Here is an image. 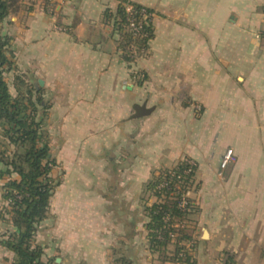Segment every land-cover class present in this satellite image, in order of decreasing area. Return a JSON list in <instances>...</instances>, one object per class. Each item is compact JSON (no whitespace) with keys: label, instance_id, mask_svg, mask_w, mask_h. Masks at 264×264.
Masks as SVG:
<instances>
[{"label":"crops","instance_id":"obj_1","mask_svg":"<svg viewBox=\"0 0 264 264\" xmlns=\"http://www.w3.org/2000/svg\"><path fill=\"white\" fill-rule=\"evenodd\" d=\"M129 1L153 10L134 61L107 17L119 0H19L1 23L66 171L36 242L61 264H113L116 248L135 264H183L150 250L142 197L188 158L199 186L180 243L196 264H264V0ZM4 227L0 216V264H12Z\"/></svg>","mask_w":264,"mask_h":264},{"label":"trees","instance_id":"obj_2","mask_svg":"<svg viewBox=\"0 0 264 264\" xmlns=\"http://www.w3.org/2000/svg\"><path fill=\"white\" fill-rule=\"evenodd\" d=\"M115 13L108 11L107 17L113 21L114 32L118 35V47L124 58L134 61L145 54L149 42L154 36V25L150 21L143 24L142 35L134 36L128 29V13L125 2L136 10V16L141 19L142 4L129 0H119ZM19 0H0V121L6 123L4 132L9 141L23 147V152H16L12 160L5 161L6 168L0 172V177L8 175L3 198L6 202V212H0L1 218L9 222L11 227L4 232L1 242L13 251L15 258L12 264H49L43 260V247L36 242V233L40 223L46 219L50 209V199L57 184H53L51 174L56 159L51 153L48 140L41 132L42 118H37V104H41L42 97L36 99L30 94L27 102L22 97H14L10 91L5 73L13 66V53L10 50L13 36L1 31V23L11 11L18 8ZM148 12L153 10L146 7ZM32 108L33 113L31 112ZM195 165L186 158L172 168H166L155 175L147 183V188L154 191V195L163 198L147 206L146 223L149 247L153 251L166 252L168 244L176 237V247L173 256L164 257L183 264H196L181 240L190 239L185 228H177L175 217L195 210L194 202L188 199L185 210L179 207L182 196L187 191V183L195 177ZM182 183L183 188L176 186ZM180 187V186H179ZM54 264H60L54 262ZM113 264H135L130 256L121 253L118 248L113 250Z\"/></svg>","mask_w":264,"mask_h":264},{"label":"rangeland","instance_id":"obj_3","mask_svg":"<svg viewBox=\"0 0 264 264\" xmlns=\"http://www.w3.org/2000/svg\"><path fill=\"white\" fill-rule=\"evenodd\" d=\"M1 31L4 32L2 30L1 27ZM5 33V32H4ZM10 50L12 51L13 55L14 54V49L11 46ZM5 78L8 82L10 91L12 93V95L14 97H22V99H24L25 102H27L30 94L32 95V97L34 99H36L38 96H40L37 92H36V87L33 84V82H30L28 79H26L24 77V73L19 71V68L17 65H13V67L7 71L5 73ZM37 113L38 116L37 118H42V125H41V132L43 134V136L48 140L49 144H50V148H51V136H50V129L46 128L45 125V119H46V112H42V108H41V104H37ZM29 110L32 108H28ZM6 127V123L4 121H0V159L2 160H12V158H14V154L16 152H23L24 148L17 146L16 144L12 143L9 141L8 137L6 136L4 129ZM51 153L52 155L55 157L54 153L52 152L51 149ZM56 159V157H55ZM5 161H0V172H3L7 167V165H5ZM191 163L195 165L196 169L195 172H197L198 169V165L196 163V161L191 160ZM172 168V167H171ZM165 170V169H163ZM163 170H161L160 172H162ZM51 180L53 184H57L56 187L63 181V177H64V173L66 172L64 169V166L62 165V163L58 162L56 159V164L53 167V170L51 171ZM160 172H158L156 175H158ZM9 179L8 175L2 176L0 177V189L2 192V204L0 205V212L4 211L6 212V202L3 198V195L5 193V185L7 184ZM180 186V187H179ZM184 186V185H183ZM182 183L179 182V184L176 186L177 188H183ZM198 183L196 181V174L195 177L192 178L189 183H187V191H185V196L187 199H189L191 202H193L191 193H194L196 191V189L198 188ZM56 189V188H55ZM163 198H166L165 195L161 196V197H157L156 195H154V191L152 189L147 188V186H145L144 192H143V197H142V206H143V212L146 214L147 217V221L146 223L149 221V217L147 216V206H150L152 203L154 202H160L162 201ZM151 199V200H150ZM148 202V203H147ZM191 218H194V210H190L188 211L186 214H183L179 217H175V223H176V227L177 228H185V231L187 233H191L190 231V226H189V222L191 221ZM5 223V227H4V231H7L10 227L11 224L9 222L4 221ZM7 225V226H6ZM148 231V230H147ZM177 235H174V240L172 241V243L168 244V246L166 247V251H169L171 249V251L175 250L176 247V237ZM146 238L148 240L149 243V239H148V233L146 234ZM39 244V243H38ZM41 245V244H40ZM183 245V244H181ZM43 247L44 250V254L46 253V246L45 245H41ZM150 248V247H149ZM150 250H152L150 248ZM153 251V250H152ZM155 252V251H154ZM158 252V251H156ZM43 254V260L46 262H49V264H54V262L60 263L61 260H57L56 257H60L61 255L58 253H53L50 256H44ZM61 264V263H60Z\"/></svg>","mask_w":264,"mask_h":264},{"label":"built area","instance_id":"obj_4","mask_svg":"<svg viewBox=\"0 0 264 264\" xmlns=\"http://www.w3.org/2000/svg\"><path fill=\"white\" fill-rule=\"evenodd\" d=\"M125 6L128 13V17H127L128 29L133 33L135 37L142 35L143 24L153 21V13L148 12L146 9L147 6L143 5V8L141 10L142 18L139 19L136 16V10L131 4L125 2ZM134 56L138 57V54L134 53ZM233 156H234V149L232 147L227 148L220 161V172H224V170L227 168L229 163L233 160ZM187 204H188V199L186 198L185 195H183L182 199L180 200L179 207L185 210Z\"/></svg>","mask_w":264,"mask_h":264},{"label":"water","instance_id":"obj_5","mask_svg":"<svg viewBox=\"0 0 264 264\" xmlns=\"http://www.w3.org/2000/svg\"><path fill=\"white\" fill-rule=\"evenodd\" d=\"M57 260L59 261V260H60V258H57Z\"/></svg>","mask_w":264,"mask_h":264}]
</instances>
